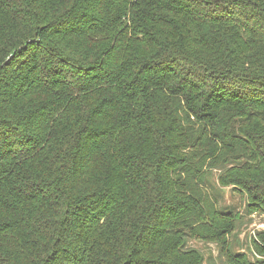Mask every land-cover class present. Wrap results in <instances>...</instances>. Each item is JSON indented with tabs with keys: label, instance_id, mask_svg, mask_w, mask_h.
Returning a JSON list of instances; mask_svg holds the SVG:
<instances>
[{
	"label": "trees",
	"instance_id": "trees-1",
	"mask_svg": "<svg viewBox=\"0 0 264 264\" xmlns=\"http://www.w3.org/2000/svg\"><path fill=\"white\" fill-rule=\"evenodd\" d=\"M264 214V0H0V264H225Z\"/></svg>",
	"mask_w": 264,
	"mask_h": 264
},
{
	"label": "rangeland",
	"instance_id": "rangeland-1",
	"mask_svg": "<svg viewBox=\"0 0 264 264\" xmlns=\"http://www.w3.org/2000/svg\"><path fill=\"white\" fill-rule=\"evenodd\" d=\"M218 173L219 171L213 170L206 176V188L212 195L216 196L219 205L240 213L241 219L239 220L237 229L230 238L232 242L231 248L236 252H246L252 259L253 251L251 250L250 237L254 236L256 230L264 229V214L258 212L247 214L245 199L231 187L219 185L217 179ZM188 245L199 250L207 264H225L224 258L220 255V247L216 242L191 239Z\"/></svg>",
	"mask_w": 264,
	"mask_h": 264
}]
</instances>
